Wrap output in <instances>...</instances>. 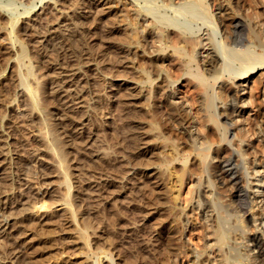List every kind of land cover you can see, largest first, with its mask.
<instances>
[{
  "label": "bare ground",
  "instance_id": "6f19581e",
  "mask_svg": "<svg viewBox=\"0 0 264 264\" xmlns=\"http://www.w3.org/2000/svg\"><path fill=\"white\" fill-rule=\"evenodd\" d=\"M19 1L0 0V29L12 27L9 33L7 31L8 34L0 33V79H7V81H0V92L6 93L13 85H22L25 89L20 93L24 97L22 99L27 100V104L30 105L28 107L26 105V109L31 112L29 114L32 116L31 108L45 109L48 101L46 99L47 102L43 101L46 103L44 106L38 100V97L43 94V88L38 80L41 79V72L38 73L34 61L40 59L43 63L52 62L54 65L50 68L54 69L56 74L51 99L56 101L60 107L63 117L61 126L66 127L62 133L68 137L69 141H72L75 150H79L81 144H84V137L82 138L83 133L81 135L78 133V135L71 131L72 128H77V124L72 120L75 119L74 113H71L73 111L69 109L70 104H68L71 103L69 97L73 92L69 93V96L67 93L65 96L60 95L59 88L64 86L61 79L65 80L69 77H73V81L75 78L79 79V71L76 72V69H83L84 74H87L88 70L83 68L84 64L87 65L91 62L95 64V61L101 63L107 59V62L111 61L109 63L121 62L130 64L129 66L131 64L137 66L133 67L137 74L136 80H134L143 85L135 88L126 85L125 90L120 93L119 107L125 114L123 127L129 128L131 133L123 143L121 142L120 146H114L113 152L115 153L103 152L102 155H100L101 153L97 155L98 158L95 156V159H91L89 156H76V161H84L83 164L95 171L93 172L95 175L92 176L93 173L89 170L92 177L102 180L95 184L93 187L95 189H90L89 208H85L84 201H81L84 199L82 189H79L80 191L77 193L72 192L76 186L72 179L76 174L72 171L69 151L65 149L66 140H63L62 135L57 134L55 127L54 136L51 137L47 145L45 144L46 149H44L45 146L36 148V155L52 150L53 153H51L54 154L52 157L56 156L59 159L57 165L62 172L60 181L65 184L62 190L64 191L62 199L65 206L63 211L65 218L63 219L65 224L75 225L76 221H80L81 218L82 222L77 223V227L74 228L77 230L76 237L82 239L83 244H81L87 248L86 253H83L85 262L88 261L87 264L97 263L95 255H99V251H96L100 248L99 245H103L101 248L106 249H103L104 256L114 252L113 248L118 247L117 241L114 239V232L112 234V229L108 227V224L112 225L111 221L114 215L120 212L122 214L126 201L130 204L126 206H129L133 215H135V211L147 210L143 214V219L151 222L150 230L153 232L150 234L154 233L155 236L153 244H150L151 242L148 246L147 243L144 244L147 248L145 249L147 256L142 254V264H177L176 255L182 253L183 256H186V261L188 260L187 263L185 262L186 264H264V215L258 212L257 216L251 215V222L255 228L262 231L261 233L254 231L257 233L251 235L249 234L250 228L247 226L248 221H246L248 216L245 215L249 208L250 213L255 207H262L260 210L264 209V195L260 190L264 184V156L261 163H258L256 158L260 152L253 149L255 135L261 134V137H264V124L257 122L259 118L260 121H264V104H257L253 95L254 88L249 84L250 76L255 75L258 69L264 67V20L258 11L253 7L251 10L246 8L244 0H216L212 3L210 0H87L88 2L84 0L65 5L71 9L69 8L70 11L65 16L66 19L63 20V28L49 30L46 23L54 19V17L52 19L49 17L41 23L45 32L35 37L30 32L37 30L29 28L27 23L30 21L18 26L17 24L20 13H30L38 0H25V3H22L23 12H17L20 8L16 7ZM40 1L43 2V0ZM49 1L45 0L44 6L46 2L55 6L56 0L53 4ZM252 1L254 2V0ZM119 2L124 5V9L119 10ZM82 4L88 6L87 10L82 9ZM215 9L219 10L217 16L214 13ZM198 21H203L205 25L203 29L196 26ZM36 24L33 25L36 27ZM90 26L92 27L89 28ZM31 29L32 31H30ZM220 32L222 36L221 39H218L217 35ZM24 34L28 35V38L30 37V41H33L34 49H28L24 44H21L20 47H17L18 55L13 60L15 54L13 48L18 40L24 38L22 37ZM93 35L95 36L94 43L89 40L93 38ZM98 49L99 51H97ZM112 49L114 53L109 58L106 56L107 51ZM102 50H106V53H101ZM8 67L9 72L6 74ZM63 73L65 76H61ZM101 75H97L96 79H100ZM30 79H35L36 84L33 85ZM57 79L58 81H56ZM83 79L87 80L85 76ZM236 79H238L237 82ZM147 84L150 86L145 87ZM69 86L64 90L69 89ZM145 88H147V94L141 96ZM161 92L162 100H159L163 102L166 112L161 110L160 101L158 102L156 98ZM75 101L77 102V100ZM4 103L5 101L1 99L0 106H5ZM249 106L253 109L258 106L255 117L246 118L244 116L246 107L249 108ZM4 115L3 109L0 108V131L9 128L10 125L4 123ZM8 119L11 122V118ZM14 120V123H19L18 120ZM40 121L42 122V120ZM11 129L9 128V130ZM49 129L51 130V128ZM112 134L114 133L112 132ZM1 136L2 134H0V141L3 138ZM48 140L46 141L48 142ZM44 143L46 142L44 141ZM3 146L0 144V158L4 156ZM13 151L17 156L20 155L17 150ZM149 154L150 157L162 161L161 168H149L151 165L148 166L149 169L143 168L147 165H141V161H143L144 155L149 156ZM17 156L15 157L17 158ZM19 158L18 156L17 159ZM73 160L75 159L73 158ZM153 162L150 161L148 164ZM157 163H159L158 160ZM258 164L261 165V168L257 166ZM82 165L81 168H83ZM19 172L20 176L21 174L30 176L33 173L31 170L29 173L24 169H20ZM1 173L0 189H3L7 183L5 175L1 177ZM185 178H188L191 184L188 190L190 195L189 192L188 196L186 195L191 199L186 201L191 202L194 199L195 191L198 194V197L195 198L197 200L194 208L190 209H195V211L200 209L205 219H202L204 222L206 220L209 222L212 216L210 224L205 223L209 240L200 246L194 241L192 242L193 248H189L181 237L184 230H182V225L187 227L188 219L186 218H189L186 217L188 215L185 216V211H182L184 209L178 205ZM242 179L247 185H244L245 182L243 186L240 185ZM114 187L117 189H113ZM29 191L25 193V201V196L17 198V204L14 206V209L21 210L19 212L22 213L19 215L22 219L10 222L8 219L5 221L0 218V228L5 225L8 228L12 226L8 232L6 231L7 237L18 243V250L12 249L16 251L11 257L12 264H45V260L40 257L44 253L42 236L39 235V230L36 231V228L39 227H36L38 223L35 221L37 213L34 207L37 208V205L30 199L35 193L33 190L30 193ZM95 191L96 193L93 195L92 193ZM224 191L226 196L239 200V204H237L239 209L232 207L233 210L235 209L234 212H232L233 210L229 211L228 200L227 203H223L225 200H222L224 198L222 195H225ZM27 193L29 194L26 195ZM62 193L60 192V197ZM202 195L207 199L204 200ZM44 202L42 199L40 206H45ZM54 202L51 204L53 205ZM179 208L180 210H178ZM262 212L264 211L262 210ZM87 213L91 216H86ZM98 225L105 228L101 237L102 242L97 243L98 246L90 247L92 245L91 233L96 232ZM34 233L38 236L35 241L33 240ZM140 233L143 236L145 232L141 231ZM22 234L26 236L22 238ZM31 234L33 237L29 238ZM10 243L7 241L5 244L8 246ZM3 245L0 246L2 252L5 250ZM82 247L81 249H84ZM140 248H143V245ZM188 249L192 252L190 259H187L190 253ZM124 253L118 251L119 262H115L111 258L107 264L137 263V255ZM1 256L0 254V264H7L3 262L4 254L3 258ZM98 260L100 262L102 258ZM77 263L80 262L74 261L71 264Z\"/></svg>",
  "mask_w": 264,
  "mask_h": 264
},
{
  "label": "rangeland",
  "instance_id": "374dc122",
  "mask_svg": "<svg viewBox=\"0 0 264 264\" xmlns=\"http://www.w3.org/2000/svg\"><path fill=\"white\" fill-rule=\"evenodd\" d=\"M67 1L68 0H56V2H55V0H50L49 2H52V4L55 2V6H54V4L51 6V4H49L47 2L45 3V6H44L45 0H43V2L38 0V2H36V6L33 7L32 11L30 13H20V19L18 21L17 26L19 24H25V22L27 23L28 21H30L27 23V24H29V28L32 27V29L37 30L35 32H30V33L35 35V37H36V36L42 35L45 32V29L41 27L42 26L41 23L46 21L49 17H50V19H52L54 17V19L50 20L48 23L45 22L47 24V27L49 28V30H56V29L63 28L64 27L63 20L66 19L65 16L68 14V12L71 9L69 6L65 7V5L70 4V2H74V4H75V3H79V2L84 1V0H69L68 3H67ZM76 1H78V2H76ZM213 1H216V0H210L211 3ZM255 1L257 2V4ZM85 2H88V1L85 0ZM22 3H25V0H22V1L20 0L19 3H17L16 7H20V8H18L19 10H17V12L18 11L23 12L24 6L22 5ZM244 3H245L246 8H249L251 10L253 7L256 11H258L260 16L263 17V18L262 17L261 18L264 20V0H254V2L252 0H246V1L244 0ZM86 4H82L84 7L81 5L82 9L87 10L88 6L86 7ZM259 4H260V6H259ZM118 7H119V10H121V8H123L124 5H122L119 2ZM217 10L218 9L214 10L215 15L219 13V10L218 11ZM6 14H8V12H6ZM33 22L37 23L36 27H35V25H33L34 24ZM89 23H90V21H89ZM89 23H88V26H89ZM122 23H124V22H122ZM197 23H196L197 27H202V29L204 28L205 25H204L203 21L202 22L198 21ZM91 27L92 26H90L89 28H91ZM104 27H106V26H104ZM11 28H12L11 26H8L7 28H2V29H0V33L8 34L9 30H11ZM32 29L30 31H32ZM7 31H8V33H7ZM221 36H222L221 32L218 33V35H217L218 39H221ZM22 37H24V38L21 40H18L16 45L13 48L15 50L14 51L15 54L13 55V58H12L13 60L18 55L16 50H17V47L21 46V44H24L28 49H31V48L34 49L32 46L33 41H30V37L28 38V35H25V34ZM25 37H26V39H25ZM94 37H95L94 35H93V38L89 37L90 38L89 40H91L92 43L95 42ZM37 45H39V44H37ZM97 51H99V49ZM103 52L106 53V50L101 51V53H103ZM107 52L108 53L106 56H109V58L112 57V54L114 53L113 49L111 51L108 50ZM101 53L99 52V54H101ZM48 60L50 61V58ZM39 61H40V59H35V61H34L35 68L38 69V73L41 72V77H40L41 79H38V80L41 83V86L43 88V94L38 97V100H40V102L44 106L46 105V103H44V102L46 100L48 101V102L46 101L48 103V105H46L47 107L45 106V109L40 110L37 108H34V109L31 108L33 110L32 116L29 114L31 112H29V110L26 109V105L28 107L29 104H27V100H23L24 97L21 96V93H22L21 91L23 89H25L22 85L16 86V85L12 84L13 87L8 89V91H7L8 93L7 92L6 93L0 92V97H1L0 102H1V99H3L5 101V103H4L5 106L4 105L2 107L0 106V108L3 109V112L5 114L4 115V117H5L4 123H6V124L9 123L10 129H11L12 125L14 127V128L12 127V129L14 131L12 129L9 130V128L0 131L1 132L0 134H2L1 138L3 137L2 141H0V144L2 146L4 145L2 147L3 148L2 150L4 152V156L2 158H0V168H3V169H1L2 171L0 170V173L4 172L3 174L1 173V177H3L5 175L4 177H5L6 183H7L6 186H3V189H0L1 190L0 191V218L5 219V221L8 219V220H10V222H16L17 220L19 221L20 219H22L20 216L22 212L21 213L19 212L21 210L18 211V209L17 210L14 209V206L17 204L16 200H17V198L18 199L23 198L25 196V193L28 192L30 189L33 190V193H35V194L37 193V194L35 195L32 193L33 198L30 197V199H32L33 202H36L35 205H37V208L39 207L38 209L36 208V206L34 207V209L37 213V217H38V220H37V217L35 220L38 223V226H36V227H39V228H36V231L39 230L38 231L39 235L42 236L41 239L43 240L42 244L44 246L43 247L44 253L40 257H42L45 260V264H71L74 261L80 262L77 264H87L88 261L85 262V260H84L85 255L83 254V253H86L87 248H85L84 245H82L83 244L82 239L80 240L78 238V236L76 237L77 230L75 228L77 227L76 226L77 223L80 224L82 222L81 218L79 219L81 222L77 220L76 221L77 223H75V225H68L69 223L65 224L64 219H63V218H65V213L63 212L65 206H64V202H63L64 200L62 199L64 197L63 196L64 191H62V190H63V188H64L63 186L65 184L62 183L63 181H60L62 179L61 178L62 172H61V169L59 168V166L57 165V164H59V162L57 163V161H59V159L56 156H54L55 158L52 157L54 155V154L52 155V153H53L52 150H50L52 153L48 152L45 154L42 153V154L36 155L35 154V153H37L36 148L37 147L43 148L45 146L44 149H46V145L50 142L51 137L54 136V130L55 129L57 130L56 131L57 134H60L63 136V137L62 136L61 137L63 138V140H66L65 141V149H67L69 151V158L71 159L70 163L72 164V171H74L73 173L76 174V175H73L74 180L72 179V181H74L73 182L74 185H76L73 188L72 192L77 193V191H80L79 189H82V191L84 192V193L82 192L84 199H82L81 201L82 202L84 201L83 204H84L85 208H89L88 197L91 194L90 189H92L96 183H99L98 181H102V180L99 179L98 177H95V178L92 177L95 175L93 173L95 171H92V168H90V167L88 168L87 165L83 164L84 161H81V160H80L81 162L76 161L77 160L76 156H78V155H79V157H82V156L88 157L89 156L91 159H95V156H96V158H98L97 155L100 153H101L100 155H102L103 152L112 153L114 151V146H120L129 137L131 131L129 130V128L123 127V123H124L123 118L125 117L124 116L125 114H124V111L121 110V108L119 107V101L118 100L120 98V93L123 90H125V88L127 86H131V87L134 86V88H135V87H140V86L142 87L143 85L142 84L140 85L139 83H137V81H135L136 80L135 77H137V74H136V72H134L133 67L136 68L137 66H133L134 64H131V66H129L130 64H125V63L123 64L121 62H116V63L112 62L113 63L112 64V63H109L111 61L107 62V59H105V62L101 61L102 64L100 63V61H99L100 64L98 63V61H95V64H93V62L88 63L87 65L84 64L83 68L88 70L87 74H84V72L82 71L83 69H80V70L76 69L77 70L76 72L79 71L78 72L79 79L75 78L77 81L75 79L73 81V77H69L68 79H65L66 81L64 79L63 80L61 79V83H63L62 85H64L65 87L63 86V88L62 87L59 88L60 95L65 96L66 93L68 95L69 93L72 94V92L74 94V96H73V94H72V96L70 95L71 97H69V99H70L69 102H71V103H68V104H70L69 109H71L73 111L71 113H74L73 115L75 116V119L73 118L74 116L72 117L73 119L72 118H70V119H72L73 122H75L77 124V128L76 127L72 128L71 131L74 134L80 133V135H81L83 133L82 138L84 137V144H81V146L79 147V150H77V149L75 150V147L73 148L74 144L72 143V141H69L68 137H66V135L64 133H62L66 127L61 126L62 121H63V119H62L63 117H62L61 111L59 109L60 107L58 104H56V101H52V99H51L52 98L51 94H52L53 87L55 84L53 82L55 81V74L56 73H55L54 69L50 68V66H52L54 64H52V62L48 63V61L45 63H43L42 61H40V62ZM96 62H97V64H96ZM56 67H59V66H56ZM98 67L100 70L98 69ZM8 72H9V67L7 68L6 74H8ZM102 72H104V73H102ZM47 74H49V75H47ZM97 75H101L100 79L99 78L96 79ZM61 76H65V73L61 74ZM84 76H85V78H87V80L83 79ZM258 76H260V77H258ZM256 77H258V78H256ZM57 78H58V76H57ZM250 79L251 80L249 81V84L251 87L254 88L253 89V95L256 99V102L258 105H263L264 104V98H263L264 97V89H263L264 88V67L258 69V72L255 75L250 76ZM2 80L7 81V79H0V81H2ZM8 80L11 81V79H8ZM82 80H84V81H82ZM158 80H156V81H158ZM30 81L32 82L33 85L36 84L35 79H30ZM56 81H58V79ZM69 81L72 83H70ZM237 81H238V79H236V82ZM75 82L77 83V85ZM257 83H258V85H256ZM69 84H70V86H69ZM78 84H80V85H78ZM68 86H69V89L64 90V88H66ZM148 86H150V84L145 85V87H148ZM79 88H81V89L79 90ZM146 89L147 88H145L143 90L145 93L142 91V95L140 94L141 92H139V94L141 96L146 95L147 94ZM76 91L77 92L79 91V92L77 93ZM75 95L77 96L76 98H75ZM160 95L162 96V92L156 98H157L158 102L160 101L159 106L161 107V110L166 112L165 111L166 108H165L164 104H162L163 103L161 101L162 97ZM25 97H27V96H25ZM72 97H74V98H72ZM77 98H79V99H77ZM74 99L77 100V102ZM159 99H161V100H159ZM23 103H25V104H23ZM257 107L258 106H256V108H254V109L251 106H249V108L246 107L247 109H246V113H244L245 114L244 116L246 118H248L249 116L255 117V114L257 112ZM263 112H264V105H263ZM77 113H79L80 115H78ZM6 114H8V115H6ZM76 116H78V117H76ZM80 117H82V118H80ZM8 118H11V122H9ZM12 118L15 119V120L13 119L14 121L18 120L19 123L18 124L14 123ZM40 120H42V122ZM260 120L261 119L259 118L257 122L259 124L260 123L264 124V121H260ZM45 127H46V129H45ZM52 127H53V129H52ZM54 127H55V129H54ZM49 128H51V130ZM39 131H41V133H39ZM49 131L50 132L53 131L52 132L53 134L48 133ZM108 131H110V132L112 131L115 135L112 134V132L110 133ZM45 132H46V134H45ZM56 132H55V134H56ZM48 134H51V135H48ZM45 135H48L50 139L48 138V136H45ZM113 135H114V137H113ZM261 136H262L261 134L258 136L255 135L256 139H254L255 145H254L253 149H255V151H258V153L260 152L256 158V161L258 163H261L260 161L263 160L262 157L264 156V154H263L264 153V147H263L264 146V137H261ZM15 139L16 140L18 139V140L16 141ZM46 140H48V142ZM85 140H86V142H85ZM44 141L46 143H44ZM257 141H259V142H257ZM256 146H257V148H256ZM13 150H15V151L17 150L18 153H20V155H18L20 157L19 159H17L18 156H17V154L13 153L14 152ZM39 150H41V149H39ZM113 153H115V152H113ZM15 156H17V158ZM73 158L75 160H73ZM149 158H150V160L148 161ZM144 159H147V160L145 161ZM144 159H143V161H141L142 162L141 165L143 164V166L144 165H147V166H144V167L142 166L143 168H148L149 165H151L149 168H152V169H155V168L158 169V168L162 167V161H160L157 158L154 159L153 157H150V154H149V156L144 155ZM157 160L159 163H157ZM55 161H56V164H55ZM150 161L151 162L155 161V162H153L154 164L153 163L148 164V162L150 163ZM56 165H57V168H56ZM81 165L83 168L80 167ZM77 166H79V167L77 168ZM257 166L259 168H261L260 164H258ZM20 169H24L25 171H28L29 173H31V172H33V173L30 174V176H26V174L24 176L21 174V176H20V172H19ZM59 169H60V172H59ZM30 170H31V172H30ZM81 170H82V172H81ZM89 170L93 174H91V172ZM96 175H98V174H96ZM96 178H98L99 180ZM256 178H258V177H256ZM244 182H245V180L242 179L240 182L241 184L240 183L239 184L243 186ZM29 183H31V184H29ZM41 183H43L42 184L43 186L41 185ZM8 185H9V187H8ZM29 185H30V187H28ZM31 185H32V188H31ZM190 185L191 184H190V181L188 180V178H185L184 187H182L183 191L181 190V199L179 198L180 200H179L178 205H179V207L184 209L182 211L183 212L185 211V216L188 215L186 217H189V218H186V219H188L187 227H183V225H182V230L184 229L182 231V234H181L182 240L184 241V243L189 248H193L194 244L192 242L196 241L194 243L200 246V244L203 245L204 242L209 240V233H207V230H205V223L210 224L209 222L212 221L211 220L212 216L210 217L211 219L209 220V222H207V220L204 222L205 219H204L203 215L201 214L202 211L200 209H196V211H195V209H192V210L190 209L191 207L194 208L195 201L197 200V199L195 200V198L198 197V194L195 191L196 194L195 193H194L195 195L193 194L194 199L191 202L186 201L188 199H191L190 196L187 197L188 196L187 193L189 192L188 190L190 188ZM244 185H247V183L245 182ZM79 186H80V188H79ZM60 187H62V188H60ZM89 187H91V188H89ZM218 188H222V187H218ZM93 189H95V188H93ZM113 189H117V187H114ZM3 190H5V191H3ZM260 190L263 191V195H264V184H262V187L260 188ZM30 191H29V193H30ZM60 192L61 193L63 192L61 194V197H60ZM29 193H27L26 195H28ZM94 193H96V191L93 192L92 194L94 195ZM88 194H89V196H88ZM188 194L190 195V192ZM223 194H225V195H222V197L225 198V199L224 198L222 199V200H225L223 203H227L226 201L228 200L229 211L233 210L232 207H234L235 209H237V208L239 209V205H237V204H239V200L237 201V198L234 197V199H233V197L231 198L230 196L229 197L226 196L225 191L223 192ZM182 195H184V196H182ZM203 196L204 195H202V198L204 200H206L207 198L205 199V196L204 197ZM185 197H187V198L185 199ZM95 198H96V196H95ZM126 198H125V200H127ZM25 199H26V196L24 197V201H25ZM42 199H43V201H45L44 202L45 206H40V204L42 203ZM231 199H233V200H231ZM51 202H54V204H53L54 207L51 204ZM230 202H231V204H230ZM127 204H129V203H127L125 201V207L123 208L124 210L122 209L123 210L122 214L120 212V213L114 215V217H112L113 222L111 221L112 225L110 226L108 224V227H111L110 229H112L111 230L112 234L114 232L115 241H117L116 245L118 247L113 248L114 252H110L109 254L104 256L103 255V249L104 248H101L103 245H99V246L97 245V243L100 244L99 242H102L101 237H102L103 231L105 230V228H102L101 226H99L100 223L98 225L99 227H96V230H95L96 232L91 233L90 241H91L92 245H90V247H94V246L100 247V248H98V250L96 249V251H99V255H95V260H97L98 264H107V263H109L108 261L111 258H113L115 262H117V261L119 262L118 251H121V253H123V252L132 253L135 256L137 255L136 256V258H137L136 264H142L141 263V261H143L142 254H143V256H145V255L147 256V252H145V249H147L146 245L148 246L150 244H153L152 242H154V238H155L154 233L150 234L153 232L150 230L151 229L150 228L151 222H149V220H147V219H143V217H144L143 214L147 210L143 209V210H141V212L135 211V213H134L136 215L135 216V215H133V212H131V210L128 208L129 206H126ZM185 205L188 206V207L187 206L185 207L186 209L184 208ZM84 206H83V208H84ZM255 208L253 209V211H251V213H250V208L249 209L247 208L248 209L246 211L247 214H245L246 217L248 216L246 218V221H248L247 226H248V228H250L249 229L250 235L252 233H257V232L261 233L262 232L261 230L258 231L255 228L254 224L251 222L252 221L251 215L257 216L258 213L261 215H264L263 214L264 212H262V210L264 211V209L260 210L262 207H260V208L255 207ZM178 210H180V208ZM186 210H188V211H186ZM234 210L232 212H234ZM16 211H17V213H16ZM82 212H83V209H82ZM186 212H188V213H186ZM19 213H20V215H19ZM89 215L91 216V214H88V213L86 214V216H89ZM182 215H184V214L182 213ZM115 217H116V219H115ZM202 219H204V220H202ZM200 220H202V221H200ZM191 221H192V223H191ZM147 222H149V223H147ZM203 222H204V224H203ZM147 224H149V225L147 226ZM141 226L144 228H142ZM136 227H137V229H136ZM202 227H203V229H202ZM10 228H12V226ZM10 228H8L7 225L0 228V246L4 244L3 246L5 248V250L3 252L0 249V254L2 255L1 256L2 258L5 256L3 258V262H6L7 264H12L11 263V259H12L11 257L16 253V251L15 250L13 251L12 249L18 250V248H17L18 243L14 242L13 240H9L7 237V235H8L7 232L10 230ZM252 229H253V231H252ZM139 231L145 232V233H143V236H141L142 233H140ZM254 231H257V232H254ZM28 233H30V232H28ZM138 233H139V235H137ZM100 234H101V236H100ZM135 234H136V236H135ZM34 235L36 238L34 237L35 239L33 238V240L35 241V240H37L38 236L36 233H34L33 236ZM204 235L207 237H205ZM25 236H26L25 234L21 235L22 238ZM33 236L31 234V235H29V238L33 237ZM189 237H191V238H189ZM133 238H135L136 240L135 239L133 240ZM200 239H201V242H200ZM139 240L141 243L138 242ZM7 241H8V243H10V241H12V243H10L7 246L5 244ZM135 241H136V243H135ZM93 242H95V243H93ZM144 244H146V245H144ZM142 245H143V248H140V247H142ZM3 246H2V248H3ZM81 247L84 249H81ZM138 249H140V250H138ZM104 250H106V249H104ZM188 250H189L188 252H190V253H189V258H187V259H190L191 258L190 254L192 252L190 251V249H188ZM10 251H12V252H10ZM2 253L4 254V256ZM7 253H9L10 256L7 255ZM10 253H13V254H10ZM182 254L176 255V257H177L176 263L177 264L178 263L179 264H186L187 263L188 260L186 261V259H185L186 256H183ZM6 255L8 256V258ZM92 258H93V254H92ZM99 258H102V260H100V262L98 260Z\"/></svg>",
  "mask_w": 264,
  "mask_h": 264
}]
</instances>
